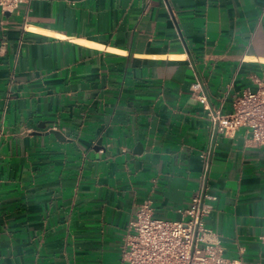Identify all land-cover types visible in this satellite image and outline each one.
<instances>
[{
	"label": "crops",
	"instance_id": "obj_1",
	"mask_svg": "<svg viewBox=\"0 0 264 264\" xmlns=\"http://www.w3.org/2000/svg\"><path fill=\"white\" fill-rule=\"evenodd\" d=\"M0 17V264H127L139 207L182 220L207 154V227L225 258L264 264V148L215 133L192 90L224 113L264 92V0H24Z\"/></svg>",
	"mask_w": 264,
	"mask_h": 264
},
{
	"label": "built area",
	"instance_id": "obj_2",
	"mask_svg": "<svg viewBox=\"0 0 264 264\" xmlns=\"http://www.w3.org/2000/svg\"><path fill=\"white\" fill-rule=\"evenodd\" d=\"M24 0H0L4 12H13ZM193 94L209 111L213 130L224 137H234L245 128L249 142L264 148V92L244 91L232 97V112L211 109L202 81L192 85ZM209 155L204 156L201 187L192 198V205L180 221L154 217L152 201L139 207L130 223L131 233L123 239V259L127 264H244L224 257V248L217 235L207 227L217 197L209 189ZM264 244V236L261 237Z\"/></svg>",
	"mask_w": 264,
	"mask_h": 264
},
{
	"label": "water",
	"instance_id": "obj_3",
	"mask_svg": "<svg viewBox=\"0 0 264 264\" xmlns=\"http://www.w3.org/2000/svg\"><path fill=\"white\" fill-rule=\"evenodd\" d=\"M6 15H8V13H5ZM1 18V17H0ZM1 20V19H0ZM52 132V134H54V135H56L57 137H61L62 136V134L59 132V131H51ZM99 146H101V144L100 143H98V145H97V148H99ZM96 148V149H97Z\"/></svg>",
	"mask_w": 264,
	"mask_h": 264
}]
</instances>
